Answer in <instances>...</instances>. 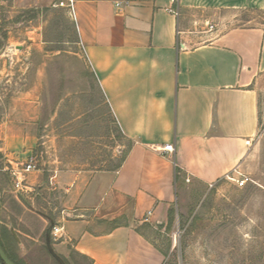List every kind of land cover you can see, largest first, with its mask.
I'll use <instances>...</instances> for the list:
<instances>
[{
    "label": "crops",
    "instance_id": "obj_1",
    "mask_svg": "<svg viewBox=\"0 0 264 264\" xmlns=\"http://www.w3.org/2000/svg\"><path fill=\"white\" fill-rule=\"evenodd\" d=\"M69 2L32 0L37 7H67L110 113L132 145L111 169L48 150L40 168L27 173L23 191H4L24 214L64 227L57 253L78 254L89 264H168L146 229L169 220L185 180L214 186L235 170L245 174L260 124L254 82L264 70L263 29L235 28L197 41L186 33L181 11L264 2L73 0V8ZM11 139L5 137L6 146L15 150ZM35 139L18 136L21 150L9 161L33 156ZM165 144L174 152L161 151ZM45 189L48 213L37 208Z\"/></svg>",
    "mask_w": 264,
    "mask_h": 264
},
{
    "label": "rangeland",
    "instance_id": "obj_2",
    "mask_svg": "<svg viewBox=\"0 0 264 264\" xmlns=\"http://www.w3.org/2000/svg\"><path fill=\"white\" fill-rule=\"evenodd\" d=\"M181 13L186 33L197 41L235 28L264 30V7L206 3ZM254 87L260 124L244 170L249 180L242 186L228 178L214 186L188 180L178 186L169 220L146 229L168 264H264V70ZM25 135L36 138L38 169L48 150L57 149L73 152L74 163L115 168L132 145L110 113L67 7L0 0V242L17 264H61L47 246L51 223L24 214L4 191L17 192L11 174L16 161L9 159L21 150L14 140ZM6 136L15 150L6 146ZM37 197V208L48 213L47 190ZM57 254L64 264H89L78 254Z\"/></svg>",
    "mask_w": 264,
    "mask_h": 264
},
{
    "label": "built area",
    "instance_id": "obj_3",
    "mask_svg": "<svg viewBox=\"0 0 264 264\" xmlns=\"http://www.w3.org/2000/svg\"><path fill=\"white\" fill-rule=\"evenodd\" d=\"M172 1H175V0H172ZM68 6L73 8V0H70ZM169 10L176 13L177 15L179 14V12L177 10H174L173 8H169ZM160 150L174 152V146L173 144H165L164 146L160 148ZM37 169H38V165L33 156H30L25 162L21 164H17L16 166L12 168L11 174H12V178L14 181V187L17 192L23 191L24 186H25L24 181H25L27 173L33 170H37ZM235 171L237 172V174L229 173L226 175L227 178L232 181H236L240 186L244 185L249 180V177L246 174H243L237 170ZM63 230H64V227L62 225L55 223L51 231L52 239L54 241L63 239L65 237ZM0 264H6L2 260L1 257H0Z\"/></svg>",
    "mask_w": 264,
    "mask_h": 264
},
{
    "label": "water",
    "instance_id": "obj_4",
    "mask_svg": "<svg viewBox=\"0 0 264 264\" xmlns=\"http://www.w3.org/2000/svg\"><path fill=\"white\" fill-rule=\"evenodd\" d=\"M1 209H2V202H1V199H0V214H1ZM53 225L54 223H51L50 226L48 227L47 229V232H46V236H47V246L49 248V250L51 251V253L61 262V264H64L63 263V260L62 258L55 252V249L53 248L52 246V237H51V231H52V228H53ZM0 257L2 258V260L6 263V264H16L10 257L9 255L7 254V252L4 250V248L2 247L1 245V242H0Z\"/></svg>",
    "mask_w": 264,
    "mask_h": 264
},
{
    "label": "flooded vegetation",
    "instance_id": "obj_5",
    "mask_svg": "<svg viewBox=\"0 0 264 264\" xmlns=\"http://www.w3.org/2000/svg\"><path fill=\"white\" fill-rule=\"evenodd\" d=\"M7 254L9 255V257L14 260V258L12 257V255L10 253L7 252ZM17 264V263H16Z\"/></svg>",
    "mask_w": 264,
    "mask_h": 264
}]
</instances>
